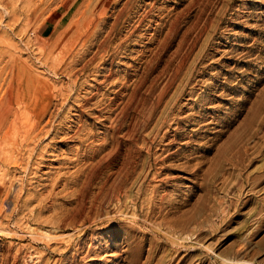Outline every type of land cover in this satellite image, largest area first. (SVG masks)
<instances>
[{
	"label": "rangeland",
	"instance_id": "1",
	"mask_svg": "<svg viewBox=\"0 0 264 264\" xmlns=\"http://www.w3.org/2000/svg\"><path fill=\"white\" fill-rule=\"evenodd\" d=\"M72 1L0 0V111L26 107L0 126V264H264V0H114L97 26ZM129 147L138 208L81 225ZM162 214H194L191 238H160Z\"/></svg>",
	"mask_w": 264,
	"mask_h": 264
},
{
	"label": "bare ground",
	"instance_id": "2",
	"mask_svg": "<svg viewBox=\"0 0 264 264\" xmlns=\"http://www.w3.org/2000/svg\"><path fill=\"white\" fill-rule=\"evenodd\" d=\"M76 1H78V0H73L72 1V5L73 4H75V2ZM83 3H87V5H86V10L83 12V14H82V18L84 17V15L87 13V12H89L88 14H90V15H96L97 17H98V19H101L100 17H102V19L101 20H98V21H96L97 23H96V26L97 25H102L103 23H104V19H105V15H106V13L109 11V9L115 4L114 3V0H83L82 1ZM82 4V3H81ZM129 4H130V1L128 0V2L127 3H125V5H124V8L122 9V10H126L128 7H129ZM83 5V4H82ZM82 5H80V6H82ZM88 7V8H87ZM122 7H123V5H122ZM115 8V7H114ZM120 9V10H121ZM112 10V9H111ZM120 10H119V12L116 14V19L118 18H120V16H121V14L123 13V11L122 12H120ZM79 11V10H78ZM79 13V12H78ZM109 13V12H108ZM64 14V13H63ZM75 15L77 14V12L76 13H74ZM104 17V18H103ZM113 17V16H112ZM93 18V17H92ZM94 18H96V17H94ZM89 19V18H88ZM80 20H81V18H80ZM83 20V19H82ZM81 20V21H82ZM97 20V19H96ZM121 20V19H120ZM89 21L90 20H88V23L86 24V25H83L82 27L79 25V24H77L76 23V25H75V27H74V31L75 32H73L72 33V36L73 35H75L76 34V32H77V30L78 31H84V33L87 31V29L89 28V26H91L92 24H93V22H95L93 19H91V21H90V23H89ZM142 21V20H141ZM106 23V22H105ZM83 24V23H82ZM81 24V25H82ZM73 25V24H72ZM94 25V24H93ZM115 25V24H114ZM195 25H197V24H195ZM68 26H69V24H68ZM95 26V25H94ZM95 26V27H96ZM94 27V28H95ZM99 27V26H98ZM102 27V26H101ZM175 27V26H174ZM91 28V27H90ZM89 28V29H90ZM105 28H106V25H105ZM113 29H114V26L112 27ZM84 29V30H83ZM92 29V28H91ZM90 29V30H91ZM98 29V28H97ZM97 29L96 30H94V31H97ZM113 29H112V31H113ZM194 29H196V28H194ZM98 30H100V27H99V29ZM109 30V29H108ZM111 31V30H110ZM171 31V30H170ZM98 33H99V31H97ZM176 32V31H175ZM78 33V32H77ZM95 32H92V30H91V32H89V34H88V36H86V38L85 39H89V38H91V36L94 34ZM170 33V32H169ZM23 35V34H22ZM70 35V34H69ZM109 35V34H108ZM107 35V36H108ZM94 36H97V34L95 35H93V37ZM110 36H112L111 34H110ZM82 37V36H81ZM80 37V38H81ZM175 37V36H174ZM69 38V37H68ZM109 38V37H108ZM93 39V38H92ZM94 39H96V38H94ZM82 40V39H81ZM78 41H80V40H78ZM89 42V41H88ZM105 42H107V41H105ZM81 43V42H80ZM83 43V42H82ZM97 43V42H96ZM102 43H104V42H102ZM77 44V43H76ZM101 44V43H100ZM105 44V43H104ZM103 44V45H104ZM164 44V43H163ZM84 46H85V44H83ZM102 45V44H101ZM103 45H102V47H103ZM97 46L99 47V45L97 44ZM105 47H106V44L104 45ZM181 46V45H180ZM193 46V45H192ZM104 47V48H105ZM103 48V49H104ZM101 49V48H100ZM52 51V50H51ZM98 51H99V49H98ZM99 52H101V50L99 51ZM80 53V52H79ZM56 54V53H55ZM87 55V54H86ZM99 55H100V53H99ZM58 56H60V55H58ZM75 56V55H74ZM84 59V58H83ZM74 61V60H73ZM181 61V60H180ZM57 63V62H56ZM183 65V64H182ZM70 68V67H69ZM179 68V67H178ZM70 71V70H69ZM69 71H68V73H69ZM174 73V72H173ZM178 73V72H177ZM177 75V74H176ZM174 77H175V75H174ZM174 79V78H173ZM172 80V79H171ZM171 82V81H170ZM175 84V83H174ZM29 91V90H28ZM25 92V91H24ZM23 92V93H24ZM13 94V93H12ZM136 95V94H135ZM153 97V96H152ZM161 97H162V94H161ZM161 97H158L159 99L161 98ZM133 98V97H132ZM16 99V98H15ZM17 100H18V98H17ZM145 100V99H144ZM146 101H147V99H146ZM136 102V101H135ZM157 103H154V104H152V106H151V108H150V110H149V113L147 112V116H146V118H145V124H146V122L147 121H149V119L151 120V116L153 115V112H154V110L156 109V107L158 106V104L160 103V100H158V101H156ZM24 103H25V101H24ZM23 102H22V104H24ZM27 103V102H26ZM18 105H20V104H18ZM127 105V104H126ZM134 105V104H133ZM60 106V105H59ZM145 106H146V104H145ZM24 107H25V104H24ZM23 110V111H22ZM20 109L19 108V106H17V111H10V110H2V111H0V126H3V124H5L6 122H7V120H9L8 118L9 117H11L13 120H12V122L14 123V121H15V119H17V118H21L22 117V115H24L25 113V111H26V107L25 108H23V109ZM125 110V109H124ZM147 111V110H146ZM125 114V113H124ZM139 114V113H138ZM143 115V114H142ZM121 116V115H120ZM161 117V116H160ZM159 117V118H160ZM24 118V117H23ZM158 118V119H159ZM143 119V118H142ZM157 119V120H158ZM162 120V119H161ZM19 122H20V120H18ZM12 122H10L11 124H13ZM49 122H50V120H49ZM142 122V121H141ZM150 122V121H149ZM18 123V122H17ZM21 123V122H20ZM40 123V122H39ZM124 123V122H123ZM8 125V124H7ZM25 125V124H24ZM143 125V124H142ZM141 125V127H143ZM156 125V124H155ZM14 126V125H13ZM16 126V125H15ZM15 126L14 127H12V128H14V130H16L15 129ZM111 126V125H110ZM157 127V126H156ZM11 128V129H12ZM20 128V127H19ZM21 128H22V126H21ZM123 128V127H122ZM131 128V127H130ZM146 128V127H145ZM45 129V128H44ZM116 129V128H115ZM156 129V128H155ZM13 130V129H12ZM21 131V130H20ZM13 132V131H12ZM15 132V131H14ZM13 132V134H15ZM47 133H49L48 131H46ZM117 132V131H116ZM130 132H132V130L130 131ZM154 132V131H153ZM151 133V132H150ZM12 134V133H11ZM132 134V133H131ZM77 135V134H76ZM131 138V137H130ZM129 138V139H130ZM79 139V138H78ZM86 139V138H85ZM112 144V143H111ZM114 144H115V142H114ZM114 147V146H113ZM118 148V146H116L115 147V149H117ZM7 149V148H6ZM20 149H22L21 147H20ZM134 149V148H133ZM16 150V149H15ZM22 151V150H21ZM17 152V151H16ZM9 151H7L5 154H3V159L4 160H7L8 159V161H9V159L10 158H14V157H10L9 156ZM19 154V153H18ZM10 155H11V153H10ZM92 156V155H91ZM132 147L130 148H128V155H127V157H126V159L124 160V163L122 164V168H120V170L118 171V174L116 175L117 177L114 179V180H105L104 182H102L101 184H100V188H99V190H97L98 191V193H96V195H95V193H94V195L95 196H93V197H91V201L90 202H86V205H88V207L86 206V217H83V218H81V225H86V224H89V225H97V224H99L100 223V221L102 220L101 218L103 217V218H107L109 215H110V213L109 212H103V208L104 207H108V206H112V207H121L123 204H125L126 203V200H128V199H130V196H128V195H126V192H125V190L127 189V187H126V189H125V186H126V184H127V182L128 181H130V182H132V176L133 175H135L134 173H135V170H134V168H132ZM91 158V157H90ZM148 159V158H147ZM135 160V159H134ZM15 161V160H14ZM16 162H18V161H16ZM104 162V161H103ZM135 162V161H134ZM91 163V162H90ZM145 163V162H144ZM99 164V163H98ZM148 172V171H147ZM141 174V173H140ZM95 175V174H94ZM91 176V175H90ZM152 176V175H151ZM92 177H93V175H92ZM137 177H139V176H136V179L135 180H137L138 178ZM87 179V178H86ZM89 179H90V177H89ZM88 180V179H87ZM86 180V181H87ZM134 180V181H135ZM136 182V181H135ZM82 184V183H81ZM85 184V182H83V184H82V186ZM132 185V184H131ZM143 184H140L139 185V187H138V189H137V192L135 193V195L134 196H132L131 197V199H130V202H131V204H133V206H137V203H138V200L140 199L139 197H140V194H142V196H143V191H142V189H143ZM2 187V186H1ZM83 189V188H82ZM131 192V191H130ZM128 193V192H127ZM152 193V192H151ZM93 194V193H92ZM129 194V193H128ZM83 195H84V193H83ZM83 195H81L80 194V196H83ZM92 196V195H91ZM87 199H89V198H87ZM152 199H155V198H152ZM87 201H89V200H87ZM143 202H145L144 200H142ZM140 202H141V200H140ZM147 202H149V201H147ZM95 203H97V205H98V207L97 206H95V208H92V210L93 209H95L94 211H92L91 210V208H90V205H95ZM142 203V202H141ZM153 203V202H152ZM130 204V205H131ZM154 205V204H153ZM78 208H79V210L82 212V213H85V203L83 202V201H78ZM123 206H125L126 207V204L125 205H123ZM94 207V206H93ZM163 207V206H162ZM137 208H138V206H137ZM147 208V207H146ZM111 209V208H110ZM109 209V210H110ZM118 209V208H117ZM117 209H114V210H117ZM144 209V208H143ZM109 210H107V211H109ZM113 210V209H112ZM123 210H125V209H123ZM154 210V209H153ZM118 211V210H117ZM114 212V211H113ZM127 212V211H126ZM102 213H103V215H102ZM130 213V212H129ZM117 214V213H116ZM123 214H125V212L123 213ZM126 215V214H125ZM132 215V217H134V218H132L133 220V223L135 224V223H137V222H139V224L141 223V219L139 220V217L138 216H136V214H134V213H132L131 214ZM163 215V214H162ZM60 216H61V214H60ZM80 216V215H79ZM64 217V216H63ZM78 216H76V215H73V216H71V219H70V222L69 223H67L68 224V226H71L72 228L74 227V226H76L77 224L79 225V223H77V218ZM81 217V216H80ZM183 217V216H182ZM191 217H193V218H195V216H194V214H193V216H191ZM79 218V217H78ZM124 218V217H123ZM143 218H144V216H143ZM177 218H179V217H177ZM181 218V217H180ZM188 218H190V217H188ZM193 218H190L191 220H188V221H184V219H183V221H182V218H181V221H180V219L176 222V219L174 220L175 222H170V221H166L167 220V218H165L164 217V215L162 216V218H161V220L162 221H160L161 223H159L158 222V224L154 227L155 228V230H156V232L158 233V235L160 236L161 235V237L160 238H163L165 241H167L169 244H171V245H174V244H178L179 242H182V241H184V240H189L190 238H191V236L193 235V233H192V230L191 231H189L190 229V226L191 225H193L194 224V220H193ZM56 219H57V217H56ZM118 219V218H117ZM130 219V218H129ZM145 219V218H144ZM171 219H172V217H171ZM63 220V219H62ZM62 220H60V221H62ZM65 221H66V219H64ZM169 220V219H168ZM59 221V220H58ZM113 221V220H112ZM59 222H57V224H56V227H57V229H61L62 230V228H64V223L65 222H61V223H59ZM77 225V226H78ZM142 225H144V223H142ZM141 225V226H142ZM80 226V225H79ZM131 226V225H130ZM195 227V226H194ZM132 228V227H131ZM55 229V228H54ZM53 229V230H54ZM129 229V228H128ZM135 230V229H134ZM0 231H2V232H4V230H2L1 228H0ZM57 231V230H56ZM127 232V231H126ZM133 232V231H132ZM136 232V231H135ZM43 233V232H42ZM48 234H50L49 232H48ZM47 234V235H48ZM46 234H44V236H45ZM55 235H57V234H55ZM157 235V234H156ZM43 236V237H44ZM59 236V235H58ZM133 236V235H132ZM60 237V236H59ZM45 239H48L49 240V243H48V245H52V246H54V247H56V249H59V248H61V246H62V244L64 243H61L59 240H57V238H55V237H53V236H48V237H45ZM60 239V238H59ZM128 239V238H127ZM41 240V239H40ZM48 242V241H47ZM140 245V244H139ZM70 246V245H69ZM150 246V245H149ZM152 246V245H151ZM46 247V246H45ZM156 247V246H155ZM152 248V247H151ZM154 248V247H153ZM55 249V250H56ZM70 249H71V247H70ZM60 250H62V249H60ZM74 250V249H73ZM75 251H77V250H75ZM140 251V250H139ZM62 252V255H63V251H61ZM150 253V252H149ZM40 254H42V253H39V256H40ZM38 255V254H37ZM36 255V256H37ZM61 255V256H62ZM33 256H34V254H33ZM39 256H38V260H40V258H39ZM29 258H30V256H29ZM31 258H34V257H31ZM30 258V259H31ZM73 258V257H72ZM75 258V257H74ZM152 258V255H147V262H149V260ZM30 259H29V261H30ZM36 259V258H35ZM28 260V259H27ZM37 260V259H36ZM41 260H43V259H41ZM69 261H70V259H69ZM32 262V261H31ZM34 262V261H33ZM74 262V261H73ZM131 262V261H130ZM28 263V262H27ZM137 263V258L136 259H134L133 261H132V264H136ZM145 263V262H144ZM32 264H35V263H32ZM37 264H42L41 263V261H38V263ZM45 264V263H44ZM47 264H48V262H47Z\"/></svg>",
	"mask_w": 264,
	"mask_h": 264
},
{
	"label": "crops",
	"instance_id": "3",
	"mask_svg": "<svg viewBox=\"0 0 264 264\" xmlns=\"http://www.w3.org/2000/svg\"><path fill=\"white\" fill-rule=\"evenodd\" d=\"M54 33V28L49 23L40 26L37 30V37L39 39H48Z\"/></svg>",
	"mask_w": 264,
	"mask_h": 264
}]
</instances>
